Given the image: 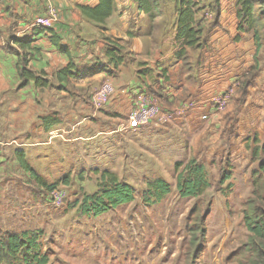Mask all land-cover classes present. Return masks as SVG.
Returning <instances> with one entry per match:
<instances>
[{"label": "rangeland", "instance_id": "1", "mask_svg": "<svg viewBox=\"0 0 264 264\" xmlns=\"http://www.w3.org/2000/svg\"><path fill=\"white\" fill-rule=\"evenodd\" d=\"M196 1L200 8L197 18L208 31L203 50H187L191 71L196 67V72L200 69L209 77V61L214 58L219 63L215 64L211 77L222 74L226 76L224 83L227 82L212 100L211 109L200 114L201 128L194 133L186 126L181 127V122L178 134L166 132L161 139H156L154 134L147 142L146 137L122 136L123 131L115 129L106 135L73 142L65 141L63 132L51 133L26 139L25 146L9 148L11 157L15 148L21 150L35 173L47 184L55 183L53 190L61 189L63 197L59 206H55L51 192L24 171L26 208H22L24 201L18 202L16 209L10 208L7 215H0V239L7 233L26 231L33 244L17 258L1 264H38L32 254L46 256L45 264H253L246 246L249 233L244 215L248 200L264 180L261 169V164L264 165V31L260 32L261 47L257 51L253 33L257 25L248 28L246 22H240L236 0H218L220 11L216 20L212 10L217 5L214 0ZM159 2L161 15L157 19L146 14L143 19L127 14L126 18L114 17L111 21L121 27L125 25L133 35L143 39L145 49L130 65L147 75L145 91L153 94L158 104L156 119L147 125L151 132L164 130L174 120L160 109V104L165 108L168 104L161 100L156 84L158 78H167L164 72L175 60L168 55L175 48L171 45L172 31L176 28L175 4L171 0ZM214 21L216 27L222 22L224 35L218 39H227L226 51L216 49L211 41L208 27ZM112 23L91 25L89 29L93 32L95 26L107 27L102 35L112 37L108 33ZM230 28L233 32L236 29L237 35L230 34ZM158 41L168 57L162 62L142 63L140 58L154 60L153 55L145 56V53ZM125 50L123 58L128 60L126 55L133 53ZM94 60L106 62L101 53L93 54L90 61ZM127 63L125 66L129 67ZM245 83L246 91L242 92L241 84ZM96 93L91 99L97 105L111 95L97 102ZM186 104L189 108L193 106L192 102ZM165 116L171 117L161 122ZM136 132L130 131L129 135ZM193 158L204 166L208 186L200 196L181 197L176 188L177 176L182 166ZM178 161L183 165L176 168ZM10 166L12 170L17 167L23 170L19 165ZM104 169L131 186L134 198L96 216L82 213V198L98 190L97 181ZM225 174L230 177L224 181ZM160 180L169 185L168 193L161 196L151 187ZM15 196L16 191L11 192V203L18 201ZM262 197L257 205L264 207V194Z\"/></svg>", "mask_w": 264, "mask_h": 264}, {"label": "crops", "instance_id": "2", "mask_svg": "<svg viewBox=\"0 0 264 264\" xmlns=\"http://www.w3.org/2000/svg\"><path fill=\"white\" fill-rule=\"evenodd\" d=\"M96 2L97 0H0V215H7L10 208L16 209L20 204L18 202L24 201L23 209L27 205L23 192L24 186L27 185L24 182L25 174L18 167L14 170L11 166L8 167L19 165L15 151L12 157L8 155L9 148L25 146L23 142L26 139L37 138L36 136L43 134L59 135L63 132L67 142L89 140L96 135H106L108 131L116 130L124 121L131 110L132 101L144 95L153 97V94L145 91L148 83L145 77L147 75L142 71L138 72L130 65V62H135L145 49L143 39L133 35L125 25L121 27L111 22L114 17L123 19L127 14H130L132 18L143 19L145 14L138 9L135 0H115V11L105 21V23L113 24V28L108 31L112 37L105 38L102 34H106L107 30L104 29L107 27L95 26L96 28H92L93 32H90V26L95 23L85 20L77 8L78 5H93ZM48 6H52L58 16L51 29L59 38L60 44L68 48L75 71L79 74L78 77L62 81L61 89L55 73L65 68L70 58L57 50L51 42L49 33L35 34L30 28L32 19L43 16ZM128 9H134V11ZM157 18L159 17L155 19ZM219 23V27L211 28V41L213 40L216 49L226 51L229 43L226 42L227 39H218L219 35H224L222 22ZM175 32L176 28H173L171 45L175 48L168 54L169 57L174 56L179 46L173 38ZM229 32L234 36L235 33L237 35L236 29L233 32L230 28ZM24 38L32 40L31 47L24 50L29 55V68L49 77L50 86L40 87L30 81L26 86L18 87L20 79L16 66L18 52L23 51L19 49L15 40ZM112 44L123 46L122 51L127 48L133 53L132 56L126 55L129 57L128 60L126 59L128 63L123 58V61L115 67L113 62L109 61L107 52L112 50ZM95 53L104 55L106 62L90 61ZM145 54V56L153 55L154 60L140 58L142 63L162 62L168 57L163 53L159 41L153 44V47L149 48ZM126 63L129 67L125 66ZM209 63V77L200 69L196 72L195 67L193 80L190 81L191 79L187 80L186 74L181 72V62L174 60L168 66L166 74L164 72L167 78L164 80L158 78L156 84L157 89L160 90L158 95L168 104L167 108L160 104V109L164 110L166 115L170 114L174 120L164 130L151 132L146 126L136 133H131L132 135H129V131H123L121 135H141L142 138H148L144 140L147 142L150 138V141L152 140L154 134H157L156 139L163 138L166 132L170 131H177L178 134L177 128L180 127L181 122H183L181 127L186 126L194 133L200 129L202 125L199 120L200 114L211 109L212 100L216 98L220 90H224V85L227 83H224L225 75L211 77L215 64L219 61L210 58ZM219 79L221 85H219ZM105 86L111 87V95L103 104L97 105L92 102L91 95ZM187 102H192L193 106L187 107ZM212 111V113L215 112ZM45 118L50 120L47 128L43 122ZM13 191H16L14 199L18 201L11 203L10 194Z\"/></svg>", "mask_w": 264, "mask_h": 264}, {"label": "trees", "instance_id": "3", "mask_svg": "<svg viewBox=\"0 0 264 264\" xmlns=\"http://www.w3.org/2000/svg\"><path fill=\"white\" fill-rule=\"evenodd\" d=\"M138 4V9L147 17L156 18L161 15L159 0H135ZM175 4V23L176 32L174 40L179 43L178 48L174 52L176 61L181 62L182 71L186 74L187 80L192 81L193 77L190 72L191 68L188 63V49H201L207 44L206 32L208 29H203L201 19H198L200 8L196 0H171ZM218 0H214L217 4L213 7L215 12V20L219 14ZM238 6V18L240 22H246L247 27L257 25L254 29V39L256 50L261 47L260 32L264 31V0H236ZM80 15L87 21L95 24H104L105 21L114 13L116 8L115 0H97L93 5H78ZM217 25L214 21L208 27L213 28ZM32 32L49 33L51 42L56 46L57 50L65 53L70 58L69 63L65 68L58 70L55 73V78L60 84L62 81H67L71 77H78L79 74L75 71L74 64L66 46L60 44L59 38L55 36L51 28H32ZM264 36V33L262 34ZM32 40L30 38L16 39L15 43L23 52H18L17 72L20 79L19 88L26 86L30 81H33L37 86L47 87L51 85V80L44 73H36L29 68V55L24 52L26 48L31 47ZM109 61L113 62L116 67L123 61L122 47L118 44H112V50L107 52ZM187 67V68H186ZM185 68V69H184ZM193 73V72H192ZM242 92L246 91L247 83L241 84ZM45 127L50 123L49 118H45ZM264 149V146H262ZM15 157L20 167L29 175V177L39 186L45 187L51 192L55 188V183L47 184L34 171L27 162L24 153L21 150H16ZM183 164L176 162L175 167L179 168ZM261 169L264 170V165L261 164ZM230 175H224V181ZM98 190L91 195H84L80 203V211L85 214L99 215L110 208H115L118 205L130 202L134 198V191L131 186L119 179L118 175L112 171L104 169L100 172L97 181ZM64 183L63 185H68ZM208 186L205 168L202 164L197 163L196 159L189 160L182 166L178 176L176 188L181 197H197L200 196ZM155 191H159V195L167 194L169 185L165 182L156 181L155 185L151 184ZM260 187V188H259ZM253 197L248 201V209L244 215L245 227L249 233L246 246L251 254L253 264H264V207L257 205L259 199H262L264 194V180L258 185L257 189L252 193ZM33 244L29 233H7L0 239V264L9 262L12 259L22 254V250H29ZM39 253V252H37ZM33 260L36 259L38 264L46 263V256L39 257L32 254Z\"/></svg>", "mask_w": 264, "mask_h": 264}, {"label": "built area", "instance_id": "4", "mask_svg": "<svg viewBox=\"0 0 264 264\" xmlns=\"http://www.w3.org/2000/svg\"><path fill=\"white\" fill-rule=\"evenodd\" d=\"M57 12L52 6H48L47 14L43 16H37L32 19L30 28H51L52 25L57 21ZM112 89L110 86H105L99 90L97 94V102L106 98L108 94H111ZM158 114V104L156 100L148 95H144L133 103L131 110L125 117V120L117 127V131L125 132H136L146 127L149 123L156 119ZM171 116H165L161 122L168 121ZM53 203L55 206H59L60 201L63 197V191L52 190Z\"/></svg>", "mask_w": 264, "mask_h": 264}]
</instances>
